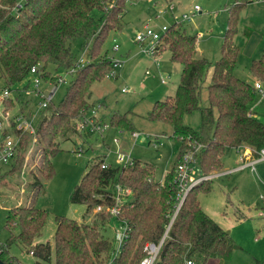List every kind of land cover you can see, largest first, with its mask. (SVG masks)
<instances>
[{"label":"trees","instance_id":"trees-1","mask_svg":"<svg viewBox=\"0 0 264 264\" xmlns=\"http://www.w3.org/2000/svg\"><path fill=\"white\" fill-rule=\"evenodd\" d=\"M20 1L0 0V90L5 87L16 90L36 64L40 65L44 81L55 82L51 68L67 69L76 62L71 51L73 41L80 40L86 55L85 65L73 74L63 98L56 105L50 103L38 118L36 144L42 150L38 170L49 178L53 174L50 156L57 150L58 139L66 140L73 133H79L74 120L82 110L95 104L89 102L92 84L101 82L112 69V58L101 54V46L107 30L122 28L128 0ZM253 1L237 0L229 9V25L220 57L212 66L206 58L197 56L196 34H185L180 23H172L162 34L156 54L169 51L171 60L179 61L182 69L174 96L156 100L148 118L172 126V137L181 142L180 154L162 183L155 180L150 163L132 159V164L125 167L102 168L104 159L96 157L74 186L70 201L84 204L86 214H90L96 205L112 202L115 184L129 188L130 199L117 217L126 220L130 228L128 237L118 255L112 258L113 241L103 234L112 218L110 215L96 213L90 222L57 216L53 243L55 264H140L146 254L144 244L158 243L173 216L178 194L174 174L187 140L202 145L197 155L198 167L205 174L221 169V158L228 148L239 145L255 151L264 148V122L251 109L256 96L254 85L234 73L240 52L234 40L239 13ZM111 2L113 6L104 10L103 6ZM96 11L100 14L95 15ZM249 71L255 81L264 82V58L251 60ZM29 86L28 79L24 88ZM203 89L209 103L206 107L200 106ZM4 105V112H10L15 102L10 98ZM196 110L200 114L198 130L183 123L184 116ZM110 125L134 130L127 114H112ZM30 139L23 136L15 163L7 171L0 169V185L5 184L6 177L20 174ZM209 182L203 181L188 191L154 264H184L186 260L206 264L210 258H217L221 263L222 257L229 255L233 244L228 233L202 209L197 199L198 192L210 190ZM39 183L33 177V184L38 187ZM47 216V211L35 204L11 207L5 227L10 232L17 230V234L2 246L0 258L7 264L18 262L8 257V252L12 243L19 242L35 257V264H50L51 243L36 242Z\"/></svg>","mask_w":264,"mask_h":264},{"label":"rangeland","instance_id":"rangeland-1","mask_svg":"<svg viewBox=\"0 0 264 264\" xmlns=\"http://www.w3.org/2000/svg\"><path fill=\"white\" fill-rule=\"evenodd\" d=\"M236 2L237 0L126 1L122 28L107 30L101 46L102 55L120 59L122 63L114 75H108L101 82L92 84L89 102H94L95 106L85 109L88 117L91 116V110H95V120L100 122L101 128L104 124L108 128L104 129L102 134L87 130L75 132L66 140L58 139L57 150L50 156L53 174L49 178L44 177L38 170L42 158L41 147L37 144L32 147L24 174L6 177L5 184L0 185L2 245L17 234V230L10 232L5 227L10 208L20 204H35L48 213L36 242L51 243L50 264H55L53 243L56 217L65 216L78 222H90L96 214L94 209L90 214H86L85 205L72 203L70 194L98 156L112 167H123L116 159L117 153L128 154L130 159L150 163L155 180L161 183L164 181L165 174L180 154L181 142L172 137L173 128L170 124L151 121L148 113L156 100L174 96L182 66L179 61L171 60L167 50L152 56L142 52L135 36L145 25L160 32L163 25L170 26L175 22V16L180 19L182 14L189 13L194 5H198L200 12L181 23V27L187 35L196 34L197 56L206 58L212 66L220 57L223 37L229 25V9ZM169 4L175 7L173 15L167 13L158 16ZM20 5L18 3V6ZM96 14L100 13L96 11ZM115 43L119 45L117 51L113 50ZM235 43L240 51L234 69L235 75L253 84L255 78L249 71L250 61L264 58V1H253L240 10ZM71 51L76 60H86L80 40L71 42ZM51 72L55 76L65 78L57 87L53 99L56 105L63 98L74 75H68L67 69L64 68H51ZM28 79L17 85L16 89H23ZM261 86L264 89V82H261ZM31 90L32 87H29L20 93L16 90L11 92L15 107L9 112L10 115H15L26 103H29V106L25 108L35 112L38 99ZM208 105L207 92L203 89L200 106ZM251 109L254 115L264 122V98L258 93ZM214 111L216 114L217 111ZM112 114H127L133 125L132 131L138 132L139 138L135 140L131 130L112 127ZM78 116L74 120L76 129ZM183 123L198 130L199 112L196 110L185 115ZM114 139H118V143H115ZM199 152L200 150H197L195 154L197 160ZM238 157L234 148H228L221 158V169L206 174L221 173L237 167ZM7 167L0 169L4 172ZM33 177L40 182L38 187L33 184ZM210 180V190L198 192L197 199L202 209L228 233L233 248L229 255L222 257L221 263L217 258H210L206 264H264V160L258 161L253 170L246 167L240 171L215 176ZM119 226L118 220L112 217L103 234L113 241L115 230H119ZM113 244L115 245L114 241ZM9 256L16 257L22 264H34V257L19 242L10 245Z\"/></svg>","mask_w":264,"mask_h":264},{"label":"built area","instance_id":"built-area-1","mask_svg":"<svg viewBox=\"0 0 264 264\" xmlns=\"http://www.w3.org/2000/svg\"><path fill=\"white\" fill-rule=\"evenodd\" d=\"M256 2L264 1V0H255ZM113 6V3H108L103 6L104 10H108ZM174 5L169 4L166 8L161 10L158 14H167L171 13L173 15ZM200 12V7L198 5H194L189 13H184L181 15L180 19L174 17V23H183L186 20H189L196 14ZM169 26L163 25L161 31H155L149 25H145L139 33L136 34L135 40L137 43L141 45L142 52L146 53L147 55H156L157 47L159 46L160 39L162 34L168 29ZM115 41V40H114ZM119 49L118 44L113 45V50L117 51ZM112 69L108 75H114L117 68L120 67L122 61L120 59L112 58ZM86 63V60L80 58L77 59L76 62L67 68V74L73 75L78 69L82 68ZM148 74L149 72L146 71ZM107 75V76H108ZM29 87H32V92L34 96L38 99V105L35 112L32 113L31 110L25 108L29 106V103H26L25 107H22V111H18L15 115H10L9 111L4 112L5 105L4 102L11 98V92L14 89H9L7 87L2 88L0 90V105L2 109L0 110V167L8 166L10 167L12 164L15 163L16 152L18 151L19 145L21 143L23 136H30V148L24 153L23 163L20 174H24V169L26 164L29 160V156L32 150V147L37 142V134H36V126L38 122V117L41 115V112L53 102V99L56 95L57 87L60 83L65 81V78L62 76H56V81L51 82L44 81L41 71L40 65L36 64L33 65L29 70ZM163 81V80H162ZM256 93L260 95L261 98H264V89H262L261 83L259 81H255L253 83ZM28 87V88H29ZM27 88H23L21 90H17L18 93L21 91H25ZM79 113V120L77 124V129L79 131H89L94 132L97 131L98 133L102 134L104 129H107V125H103V128L100 126V122L95 120V110H91V116L88 117L86 115V110H82ZM132 137L139 138V133L133 131L131 133ZM115 143H118V139H114ZM186 148L179 160V163L176 165L175 174H174V182L178 187V194H177V204L174 210L173 216L169 224L167 225L165 232L158 243H150L147 242L144 244L143 250L145 251V256L141 259L140 264H154L155 258L158 254V251L161 247L162 242L164 241L165 237L167 236L168 230L170 228L171 223L173 222L186 194L188 191L195 185L214 178L215 176H219L231 171H240L246 167L254 169V165L258 161L264 160V148L260 149L259 151H255L252 148L246 145H239L235 147L236 153L238 154V161L239 164L237 167L223 171L221 173H210L205 174L203 173L198 167V160L196 158L197 150L202 148V145L199 143H193L187 140ZM80 150V149H79ZM116 159L118 163H122L123 167L132 164V159L130 156L123 155L117 153ZM101 167H110V165L103 162ZM132 192L129 188H124L119 184H115L112 189V202L110 204H103V205H96L94 209V213H105L110 215L113 218H116L120 215L122 206L126 203L131 196ZM259 215H262L259 213ZM118 220V219H117ZM119 230H115V234L113 237L114 251L112 253V258L116 257L119 251L122 249L126 242V238L128 237L130 228L125 219H119ZM2 244L0 243V253L2 251ZM32 254V253H30ZM12 264H20L19 262H12ZM184 264H193L192 261L186 260Z\"/></svg>","mask_w":264,"mask_h":264},{"label":"crops","instance_id":"crops-1","mask_svg":"<svg viewBox=\"0 0 264 264\" xmlns=\"http://www.w3.org/2000/svg\"><path fill=\"white\" fill-rule=\"evenodd\" d=\"M113 40H115V39H113ZM234 40H235V37H234ZM252 60H254V59H252ZM235 73V72H234ZM30 254V253H29ZM31 256H33L32 254H30ZM12 257H14V256H12ZM34 257V256H33ZM14 258H16V257H14ZM17 259V258H16ZM18 260V259H17ZM35 261H36V259H35V257H34V264H35ZM18 262H20L19 260H18ZM21 263V262H20ZM22 264V263H21Z\"/></svg>","mask_w":264,"mask_h":264},{"label":"water","instance_id":"water-1","mask_svg":"<svg viewBox=\"0 0 264 264\" xmlns=\"http://www.w3.org/2000/svg\"><path fill=\"white\" fill-rule=\"evenodd\" d=\"M0 264H7L0 258Z\"/></svg>","mask_w":264,"mask_h":264}]
</instances>
